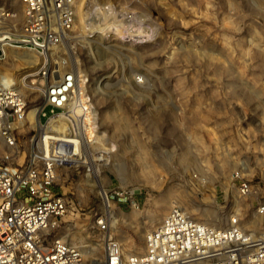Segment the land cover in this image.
<instances>
[{
	"label": "rangeland",
	"instance_id": "1",
	"mask_svg": "<svg viewBox=\"0 0 264 264\" xmlns=\"http://www.w3.org/2000/svg\"><path fill=\"white\" fill-rule=\"evenodd\" d=\"M76 1L75 31L49 61L58 74L71 69L84 81L95 139L86 146L91 171L57 168L55 187L69 209L50 238L81 246L80 264H100L98 219L110 220L125 253H141L146 233L178 206L218 228L239 214L244 229L264 239L257 211L264 203V0ZM0 4L19 30L21 0ZM4 52L0 82L24 96L38 131L42 57L24 48ZM236 171L251 193L237 192ZM111 188L133 190L139 207L106 205Z\"/></svg>",
	"mask_w": 264,
	"mask_h": 264
},
{
	"label": "built area",
	"instance_id": "2",
	"mask_svg": "<svg viewBox=\"0 0 264 264\" xmlns=\"http://www.w3.org/2000/svg\"><path fill=\"white\" fill-rule=\"evenodd\" d=\"M21 2L25 21L19 30L7 23L11 9L0 4V55H5V48L16 47L42 57L38 69L43 81L38 88L41 128L37 131L32 125L24 96L0 82V264H80L81 246L50 238L69 209L68 199L55 187L57 168L82 165L91 171L86 146L95 139L92 106L82 91L84 81L71 69L58 74L49 61L51 51L63 46L75 31L77 1ZM102 8L109 11L111 5ZM26 135L28 154L19 162L21 136ZM234 175L240 179L239 194L253 191L238 171ZM105 197L108 205L110 201L140 205L128 188H111ZM257 211L264 214V203ZM97 223L104 233L103 264H264V239L245 230L239 214L230 216L229 226L218 228L173 206L146 233L141 253H125L110 231V220Z\"/></svg>",
	"mask_w": 264,
	"mask_h": 264
},
{
	"label": "bare ground",
	"instance_id": "3",
	"mask_svg": "<svg viewBox=\"0 0 264 264\" xmlns=\"http://www.w3.org/2000/svg\"><path fill=\"white\" fill-rule=\"evenodd\" d=\"M12 16H13V15H12ZM12 48H15V47H12ZM37 123H38V122H37ZM35 124H36V123H35ZM38 126H39V123H38ZM0 139H1V138H0ZM93 172H94V171H93ZM106 192H107V191L105 190L104 195H103L102 198H103V200L105 201V204L108 205V201L106 200V197H105ZM101 196H102V195H101ZM61 238H63V237H61ZM63 239H64V238H63ZM94 263L97 264L98 262L96 263L95 260H94ZM94 263H93V264H94ZM100 264H103V260H101Z\"/></svg>",
	"mask_w": 264,
	"mask_h": 264
}]
</instances>
